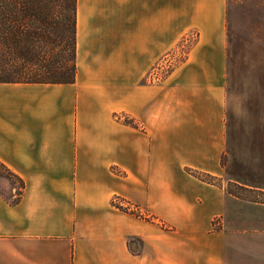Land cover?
Returning a JSON list of instances; mask_svg holds the SVG:
<instances>
[{
  "label": "crops",
  "instance_id": "crops-1",
  "mask_svg": "<svg viewBox=\"0 0 264 264\" xmlns=\"http://www.w3.org/2000/svg\"><path fill=\"white\" fill-rule=\"evenodd\" d=\"M227 13L228 0H78L75 81L0 82V162L17 178L0 177V264H264L249 232L264 203L199 175L222 176Z\"/></svg>",
  "mask_w": 264,
  "mask_h": 264
},
{
  "label": "rangeland",
  "instance_id": "rangeland-1",
  "mask_svg": "<svg viewBox=\"0 0 264 264\" xmlns=\"http://www.w3.org/2000/svg\"><path fill=\"white\" fill-rule=\"evenodd\" d=\"M227 26L228 74L222 176L218 181L205 173L199 175L210 182L224 184L229 192L240 198L264 203V0H228ZM192 40L189 43L184 41L177 53H169L160 60L153 75L159 77L181 61ZM170 57L172 66L161 69ZM1 176L9 178L12 183L17 182V178L0 165ZM5 192L10 197L14 195L10 188ZM126 211L139 216L129 209ZM252 212L255 216L259 213ZM260 213L263 215L261 221L254 220L249 228L254 237V254L264 249V211ZM154 218L153 215L146 219ZM161 224L170 229L165 222L161 221ZM134 241L137 242L135 239L130 242ZM242 248L245 250L240 245L235 254L237 259L246 253Z\"/></svg>",
  "mask_w": 264,
  "mask_h": 264
},
{
  "label": "trees",
  "instance_id": "trees-1",
  "mask_svg": "<svg viewBox=\"0 0 264 264\" xmlns=\"http://www.w3.org/2000/svg\"><path fill=\"white\" fill-rule=\"evenodd\" d=\"M77 11L78 0H0V82H74Z\"/></svg>",
  "mask_w": 264,
  "mask_h": 264
},
{
  "label": "built area",
  "instance_id": "built-area-1",
  "mask_svg": "<svg viewBox=\"0 0 264 264\" xmlns=\"http://www.w3.org/2000/svg\"><path fill=\"white\" fill-rule=\"evenodd\" d=\"M196 38V34L195 33H191V35L189 37H187L184 41L185 42H190V40H192V38ZM171 57L168 58L166 60V65L164 64L163 67H160L161 69L166 67V68H169L170 66H172V62L171 61ZM155 77H158L157 75H155ZM113 203L115 206L119 207V208H124L125 210L126 209H129L131 211H133L134 213H139L138 215L139 216H144L146 218H151L153 215H151L148 211H145L144 209H142L140 206L138 205H134L133 203H131L130 201L128 200H125L123 199L122 197L120 196H115L114 199H113Z\"/></svg>",
  "mask_w": 264,
  "mask_h": 264
}]
</instances>
